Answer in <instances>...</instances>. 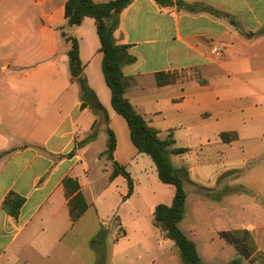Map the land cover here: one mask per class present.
Masks as SVG:
<instances>
[{
    "label": "crops",
    "instance_id": "0c3cea01",
    "mask_svg": "<svg viewBox=\"0 0 264 264\" xmlns=\"http://www.w3.org/2000/svg\"><path fill=\"white\" fill-rule=\"evenodd\" d=\"M65 3L0 0V18L11 14L0 28V153L8 151L0 157V264H91L78 245L89 239L84 229L101 219L106 200L131 204L137 212L146 208L154 218L156 205L171 204L175 195V186L159 178L152 157L133 144L128 123L127 130L121 123V132L116 131L114 159L130 171L133 193L126 197L129 185L123 175L111 178L114 167H100L90 175V154L97 163L112 160L103 154L107 147L92 152L87 148H93L103 129L119 128L112 123L120 114L112 106L104 76L96 21L87 16L80 24L68 25ZM36 8L41 10V23L34 29ZM63 30L79 40L84 74L106 107L108 121L103 113L82 106L80 85L69 68L71 44ZM114 35L136 57L122 67L128 79L126 96L162 138L171 134L175 147L189 148L170 154L175 167L188 173L187 200L191 185L207 191L212 189L201 183L224 188V179L235 176L230 172L245 160L246 147L252 149L254 163L262 162L255 175L264 180V0H173L171 5L133 0L120 13ZM160 71L177 72L178 80L159 85ZM95 122L98 136L79 145ZM225 131H235L237 137L224 141ZM102 171L109 183L98 201ZM69 175L79 179L90 204L75 224L63 184ZM263 187L261 183L259 192ZM10 191L24 197L18 216L3 205ZM143 215L130 221L114 219L125 229L127 223L140 225ZM189 220L187 227L194 235L197 227ZM257 227L251 223L222 230L238 258L250 264H264L263 243L252 232ZM106 232L100 240H108ZM140 241L146 245L148 236Z\"/></svg>",
    "mask_w": 264,
    "mask_h": 264
},
{
    "label": "trees",
    "instance_id": "16d2710c",
    "mask_svg": "<svg viewBox=\"0 0 264 264\" xmlns=\"http://www.w3.org/2000/svg\"><path fill=\"white\" fill-rule=\"evenodd\" d=\"M133 0H106L97 2L95 0H66L65 15L68 25L80 24L87 16L95 19L100 38L99 50L103 53L102 68L107 84L111 88V102L114 109L122 115L129 126L130 136L133 144L140 152L148 153L154 160L159 178L164 183L175 186V195L171 204L159 203L154 209V224L165 231L167 237L172 239L178 247L183 258V264H206L198 250L196 241L181 227L180 222L186 213L187 190L185 180L188 173L183 168H177L173 164L170 154L187 152L188 147H175V139L169 134L166 138L159 135V130L151 125L147 118L139 112L133 102L126 96L128 79L123 72V65L136 61V57L130 53L129 45L117 43L114 32L120 23V13L131 4ZM161 5H171L173 0H157ZM63 28V27H62ZM62 35L70 48L68 50L69 68L72 79L78 81L81 91L82 106H89L95 112L103 113L108 121V111L99 99L95 90L89 85L84 74V65L80 56L79 40L76 36L62 31ZM177 72L160 71L156 73L157 83L165 85L178 80ZM98 123L93 125V131L79 145H83L98 136ZM110 137L107 149L103 154L107 155L113 162L111 178L123 175L129 185L126 197L134 190V179L126 166L114 159L116 138L113 131L109 129ZM224 141H231L237 137L235 131L221 133ZM8 151L0 153V157ZM74 150L69 153L72 155ZM65 192L68 197V207L72 223L75 224L88 210L90 204L87 200L81 183L77 177L66 176L63 180ZM24 197L14 191H10L5 200L4 208L11 214L18 216L23 205ZM104 236V230L100 233ZM102 263V259L99 264ZM227 264H242L241 258H235Z\"/></svg>",
    "mask_w": 264,
    "mask_h": 264
},
{
    "label": "rangeland",
    "instance_id": "374dc122",
    "mask_svg": "<svg viewBox=\"0 0 264 264\" xmlns=\"http://www.w3.org/2000/svg\"><path fill=\"white\" fill-rule=\"evenodd\" d=\"M33 14L34 21L31 26L36 29L41 23L39 18L41 10L36 8ZM10 18L11 14L7 15L6 20ZM6 20L0 21V28L7 24ZM117 116L118 118L112 124L119 128L114 130L111 125L116 140V131L119 134L122 130L121 123L126 130L128 128L126 120L121 115ZM109 137L110 131L103 129L102 137L97 140L93 148H87L88 151L105 149ZM85 138L81 141L83 142ZM251 151L250 147L245 148V160L240 163L241 165L237 169L230 172V174L236 173L235 176L224 179V188L217 189V186L210 187L206 183H201L203 187L212 190L207 191L202 187L191 185V191H188L186 216L180 225L196 241L198 250L206 264H227L232 259L238 258V255L223 238L222 230L226 226L235 229L236 227H247L251 223L259 225L252 232L258 242L263 243L264 246V227H262L264 224V190L259 192V186L261 183L264 186V180L255 175L263 164L262 162L254 163V157L250 154ZM89 156L92 159L91 176H95L100 167L113 168V162L106 160V158H102L101 162L97 163L94 159L95 155L90 154ZM100 175L101 178L96 186V191L99 194L98 201L103 198L101 194L105 192L106 184L109 183L108 174L102 171ZM226 185L228 186L227 189ZM236 189L238 190L235 191ZM115 193V198H117L118 190ZM138 203L141 204L139 200ZM102 206L101 219H94L93 227L84 229L85 233L90 235L89 239L82 245H78V251L88 257L91 264H99L101 259V264H183V258L178 247L167 240L169 237L166 233L164 234V230L156 228L153 215L146 213V208L137 212L136 207L134 209L129 208L131 204L115 203V201H110L107 204V200ZM196 210H199V217L195 216ZM138 214H145L139 222L140 225L136 226L135 222L127 223L125 229L119 227L117 218L114 219L116 216H121L123 221H130ZM190 217L191 224L193 223L197 227L194 235L190 233L187 227ZM102 230H106V233L109 232L108 240H100ZM145 235L149 239L146 245L140 241ZM113 256L115 257L114 261L111 260ZM242 264L250 263L244 259Z\"/></svg>",
    "mask_w": 264,
    "mask_h": 264
},
{
    "label": "built area",
    "instance_id": "2783aa9c",
    "mask_svg": "<svg viewBox=\"0 0 264 264\" xmlns=\"http://www.w3.org/2000/svg\"><path fill=\"white\" fill-rule=\"evenodd\" d=\"M215 53L217 54V55H219V54H221V48L220 47H215Z\"/></svg>",
    "mask_w": 264,
    "mask_h": 264
}]
</instances>
